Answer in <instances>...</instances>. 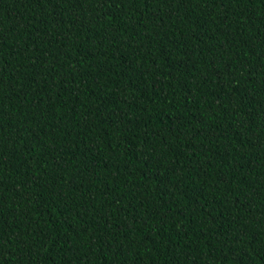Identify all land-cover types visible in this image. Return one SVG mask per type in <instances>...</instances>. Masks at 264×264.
Masks as SVG:
<instances>
[{"label": "trees", "instance_id": "1", "mask_svg": "<svg viewBox=\"0 0 264 264\" xmlns=\"http://www.w3.org/2000/svg\"><path fill=\"white\" fill-rule=\"evenodd\" d=\"M0 264H264V0H0Z\"/></svg>", "mask_w": 264, "mask_h": 264}]
</instances>
